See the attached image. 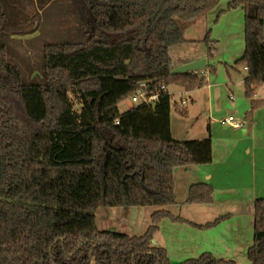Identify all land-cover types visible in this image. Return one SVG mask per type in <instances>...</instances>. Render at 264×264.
Here are the masks:
<instances>
[{"label":"trees","instance_id":"16d2710c","mask_svg":"<svg viewBox=\"0 0 264 264\" xmlns=\"http://www.w3.org/2000/svg\"><path fill=\"white\" fill-rule=\"evenodd\" d=\"M221 0H81L83 40L47 42L41 75L26 79L4 35L30 33L48 0H0V264H238L205 252L175 263L154 244L161 221H186L162 209L142 235L100 229L99 207L168 206L177 201L174 172L213 161L211 137L177 140L173 96L161 84L202 87L194 72L173 74L171 48L186 42L190 20ZM245 11L248 117L264 106V0H229ZM209 30L204 41L216 49ZM144 84L155 103L121 113L120 103ZM71 93L81 104L75 108ZM182 115L187 108L175 104ZM214 188L190 187L188 203H211ZM221 216L200 227H213ZM196 225V224H195ZM250 264H264V197L255 202Z\"/></svg>","mask_w":264,"mask_h":264},{"label":"crops","instance_id":"0c3cea01","mask_svg":"<svg viewBox=\"0 0 264 264\" xmlns=\"http://www.w3.org/2000/svg\"><path fill=\"white\" fill-rule=\"evenodd\" d=\"M208 14L179 22L186 42L171 48L173 68L207 58L206 68L199 73V77L206 80L205 84L193 90L170 84L168 89L171 93V87H175V93H171L174 107L183 99L188 100L184 105L188 115L178 111L175 116L171 114L174 138L198 140L210 136L213 161L190 168H176L174 178L178 202L164 209L186 221L164 218L154 237V244L165 247L172 261L196 258L198 254L211 252L218 258L246 264L242 262L248 258V249L254 242L255 202L264 197V106L256 109L253 117L249 118L252 98L246 93L245 79L241 89V82H236L229 70L231 80H214L210 76L212 72L208 73L209 51L204 41L208 31L212 30ZM236 89L238 97L233 94ZM255 98L264 99L256 95ZM232 113L237 118L243 117L244 127L238 128L226 121ZM201 182L214 188L213 202H186L190 187ZM221 216L225 218L215 226L200 227ZM101 217L102 226L108 229L105 224L108 214L102 213ZM97 225H100L98 219Z\"/></svg>","mask_w":264,"mask_h":264},{"label":"rangeland","instance_id":"374dc122","mask_svg":"<svg viewBox=\"0 0 264 264\" xmlns=\"http://www.w3.org/2000/svg\"><path fill=\"white\" fill-rule=\"evenodd\" d=\"M26 1V0H22ZM49 2L44 8H40L38 3L35 6L31 4L29 12L31 15L37 14L33 24L29 27L28 34L2 36L1 40H5L10 46L16 60L19 61L26 79H34L41 75L40 67L43 58V48L45 43L58 40L72 39L83 40L86 36L85 30L82 28L83 20L92 27L89 15L83 6L81 0H48ZM217 10V11H216ZM218 13V20L215 21ZM209 27L212 28L210 38L215 41L216 49L211 54L208 52V69L212 72V79L222 81L229 78L227 70L230 71L233 79L236 82H241L239 85L243 89V81L247 77L248 71L245 70V63H237L245 53L246 37L245 11L241 6L237 8H229V0H221L218 6L209 11ZM183 19H179L182 22ZM204 71V70H202ZM40 78V77H39ZM231 82V81H230ZM239 87V88H240ZM175 87H171V93ZM240 90V89H238ZM235 97L239 96V91L234 90ZM257 97H264V84L258 85L255 89ZM71 98L75 103L77 110L81 109V104L71 93ZM177 98V97H176ZM141 104V101H134L132 98H127L120 103L121 113L136 107ZM177 110L172 104V114L175 116ZM241 116V115H240ZM238 117V116H237ZM243 119V117H239ZM166 206H131V207H99L96 211V217L99 221L98 225L102 226V213L108 214L105 223L110 230L128 233L130 235L144 234L151 224L152 214L155 211L162 210ZM176 242V240H173ZM240 253V249L238 251ZM198 254L195 257H199ZM185 259L174 262H181ZM242 263L250 264L246 257Z\"/></svg>","mask_w":264,"mask_h":264},{"label":"built area","instance_id":"2783aa9c","mask_svg":"<svg viewBox=\"0 0 264 264\" xmlns=\"http://www.w3.org/2000/svg\"><path fill=\"white\" fill-rule=\"evenodd\" d=\"M245 69L248 70V66L245 65ZM195 75L199 76L200 71H193ZM162 89H167L168 86L165 84H161ZM159 98V92H153L150 90V86L144 84L142 87H139L135 94L132 96L134 101H141V103H155ZM231 99H234V96H231ZM188 103L187 99H183L180 103V106H184ZM228 123L232 124L235 127L242 128L245 126V120L237 118L233 113L230 114L226 120Z\"/></svg>","mask_w":264,"mask_h":264},{"label":"water","instance_id":"95a60500","mask_svg":"<svg viewBox=\"0 0 264 264\" xmlns=\"http://www.w3.org/2000/svg\"><path fill=\"white\" fill-rule=\"evenodd\" d=\"M207 58H202L198 60H194L192 62L183 64L178 66L172 70L173 74L181 73V72H193V71H200L206 68ZM151 88V86H150Z\"/></svg>","mask_w":264,"mask_h":264}]
</instances>
